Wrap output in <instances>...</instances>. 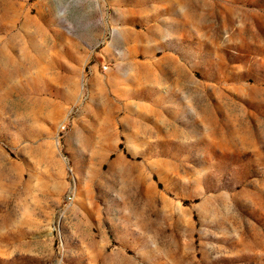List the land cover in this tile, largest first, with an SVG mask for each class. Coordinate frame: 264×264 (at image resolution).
<instances>
[{
	"label": "rangeland",
	"instance_id": "obj_1",
	"mask_svg": "<svg viewBox=\"0 0 264 264\" xmlns=\"http://www.w3.org/2000/svg\"><path fill=\"white\" fill-rule=\"evenodd\" d=\"M0 264H264V0H0Z\"/></svg>",
	"mask_w": 264,
	"mask_h": 264
},
{
	"label": "built area",
	"instance_id": "obj_2",
	"mask_svg": "<svg viewBox=\"0 0 264 264\" xmlns=\"http://www.w3.org/2000/svg\"><path fill=\"white\" fill-rule=\"evenodd\" d=\"M102 68H103L104 70H106V69H107V66H106V65H102Z\"/></svg>",
	"mask_w": 264,
	"mask_h": 264
}]
</instances>
